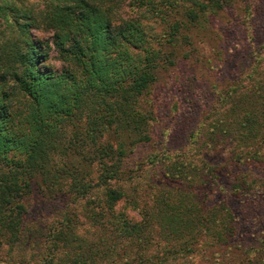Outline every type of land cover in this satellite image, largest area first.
<instances>
[{
    "label": "trees",
    "instance_id": "trees-1",
    "mask_svg": "<svg viewBox=\"0 0 264 264\" xmlns=\"http://www.w3.org/2000/svg\"><path fill=\"white\" fill-rule=\"evenodd\" d=\"M237 1L247 0H0V252L27 235L34 187L50 194L64 184L59 197L73 195L80 212L62 209L33 264H196L214 252L230 264H264L258 85L250 95L221 88L219 117L207 123L206 147H217L216 134L234 144L226 192L237 204H207L219 167L206 161L189 171L162 161L175 186L151 199L129 197L121 183L124 158L151 141L147 96L158 68L198 50L214 16ZM33 29L51 32V45ZM50 48L60 67L49 62Z\"/></svg>",
    "mask_w": 264,
    "mask_h": 264
},
{
    "label": "rangeland",
    "instance_id": "rangeland-1",
    "mask_svg": "<svg viewBox=\"0 0 264 264\" xmlns=\"http://www.w3.org/2000/svg\"><path fill=\"white\" fill-rule=\"evenodd\" d=\"M212 20V31L198 42V50H192L188 57L179 53L174 63L157 70V80L147 96L153 115L149 123L151 141L137 144L123 161L125 174L121 183L129 197L145 193L151 199L154 192L174 187L162 162L173 158L186 171L192 163L198 165L202 161L217 165L218 184L214 186L215 193H209L207 204L227 197L231 205L238 203L226 192L230 188L227 155L234 144L223 134H216L219 138L216 148H208L204 143L209 129L207 123L219 117L214 112L221 88L234 86L236 95L247 92L250 95V88H256V84L258 90L264 91L259 87V81L264 80V0L237 1L234 11L220 12ZM32 33L51 45V32L33 29ZM49 56L50 63L61 66L56 50L50 48ZM258 99H252L255 110L261 102ZM249 148L243 146L240 152ZM155 153L159 159L150 160V155ZM252 169L258 176V170L253 166ZM64 187V184L57 185L50 194L34 187L26 212L29 231L12 251L4 247L0 264L26 261L33 264L42 260L44 237L61 224L62 209L72 216L80 212V201L73 200V195L59 197ZM80 230L84 236L91 232L84 226ZM196 264H230V257L214 252L211 260L200 259Z\"/></svg>",
    "mask_w": 264,
    "mask_h": 264
}]
</instances>
